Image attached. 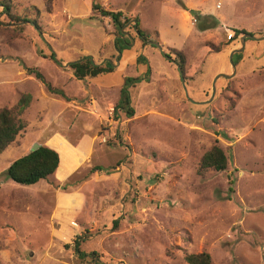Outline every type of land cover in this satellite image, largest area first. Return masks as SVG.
Segmentation results:
<instances>
[{
	"label": "rangeland",
	"instance_id": "rangeland-1",
	"mask_svg": "<svg viewBox=\"0 0 264 264\" xmlns=\"http://www.w3.org/2000/svg\"><path fill=\"white\" fill-rule=\"evenodd\" d=\"M1 1L0 24L16 27ZM12 1L20 13L32 10L41 29L27 23L15 38L0 35V108L30 95L27 126L0 155V264H188L186 253L201 252L212 264H264V60L247 55L248 46L233 77H220L233 72L230 52L214 49L229 47L226 27L237 28L222 16L245 0H194V8L186 0ZM95 2L132 18L123 50ZM252 10L248 22L257 23ZM136 20L165 54L184 52V81L174 54L170 61L142 44ZM82 57L99 65L108 58L114 70L79 80L69 66ZM126 76L138 79L129 88L131 118L113 113ZM52 139L74 151L58 144L51 179L21 185L9 177L11 162L34 144L58 148ZM215 145L227 154L224 171L201 168ZM77 236H87L85 260L72 247Z\"/></svg>",
	"mask_w": 264,
	"mask_h": 264
},
{
	"label": "trees",
	"instance_id": "trees-1",
	"mask_svg": "<svg viewBox=\"0 0 264 264\" xmlns=\"http://www.w3.org/2000/svg\"><path fill=\"white\" fill-rule=\"evenodd\" d=\"M1 4H3V11L5 12L6 17L9 21L15 23L16 27H5L0 24V35L5 34L12 38H15L21 34L26 29V24H32L37 29H41V25L39 24L38 16L30 17V13L32 10H24L23 13L18 11V7L14 4L12 0H2ZM93 12H99L102 16L110 17L113 23V27L115 29L116 35H121V31L123 27L127 25L132 18L127 16H123V12L107 10L102 7L100 2H95L91 6ZM38 15V14H37ZM133 28L139 31L137 36L141 40L142 44H146L148 41H156L155 37H153L149 31H144L140 27V23L138 20L135 21V24L132 25ZM245 30H236L235 34L238 37L241 33H245ZM158 35V32H156ZM117 46L121 50L126 48L128 44H126L123 39H117ZM144 46V45H143ZM215 52L220 51V46L214 47ZM169 55L174 54L176 57V61H178L181 67L184 69L186 64V56L184 52L178 50L177 48L171 47L169 49ZM241 54L236 55V57H240ZM52 59L54 58V54H51ZM46 58V56H44ZM237 58V59H238ZM234 59L235 63H238V60ZM73 70V75L79 79L83 80L86 78H93L98 76L99 74L111 72L114 68L111 66L109 61H106L105 64L99 65L91 59V57H82L79 60L72 62L70 66ZM28 72L34 74L35 77L41 80L48 88L49 92L60 94L66 99H69L65 94L64 90L61 88H57L52 85L44 76L42 72L37 70V68L29 67L27 68ZM137 78L125 77L124 87L120 91V97L115 104L114 113L116 117H118V112L123 110L125 111L129 117H133L135 115L134 108L131 106V96L129 92V88L132 82L137 81ZM30 104V95L23 96L16 105L13 107H2L0 108V155L17 139V136L21 134V132L26 128L27 124L22 119V114L29 107ZM36 148H31L27 153L17 158L7 168V173L9 177L19 183L21 185H34L43 179H51L60 164V154L59 152L46 144L37 143ZM228 166V157L223 148L215 145L208 152L205 153L202 158L201 168L202 169H214L216 171H224ZM95 170H102V167L96 166ZM115 226L117 227L119 222L115 220ZM87 236H77L74 238L73 248L74 251L78 254V257L82 260L88 257V253L82 250V241L83 238ZM66 247H71V244H66ZM98 261V253H92L91 262ZM185 262L188 264H212V258L210 253L201 252V253H186L184 256Z\"/></svg>",
	"mask_w": 264,
	"mask_h": 264
},
{
	"label": "crops",
	"instance_id": "crops-1",
	"mask_svg": "<svg viewBox=\"0 0 264 264\" xmlns=\"http://www.w3.org/2000/svg\"><path fill=\"white\" fill-rule=\"evenodd\" d=\"M261 2H263V0H245L242 3H237L238 6L234 4V6H233V10H234L233 17L231 15L229 17H227V15L222 16V20L228 21L229 24H231V25H233L234 27L237 28V29H232L231 27H228L227 26L226 27L227 28L226 30H227L228 34H230V33H234L235 34V31L236 30H245L246 31L245 33H241L238 37H236V34H235L233 36V38H231L230 40L227 39L226 41H228L229 47L228 48L223 47L222 49H220L219 52H217V53H220V52H230V55H229L228 58H230V61H229L230 64H229V66H231L232 69H233V72L231 73V75H234L240 69V65H243L244 57H243V53L242 52L244 50H247L248 49V46H249V50L247 52V55H250L251 53H253L254 56L256 57V58H254L255 61H263L264 60V51H262L264 47H260L256 52H253V49H254L253 45L254 44H257L258 45L260 42H264V33H263V30H264V13H263L264 12V7H262V6L259 7V8L257 7L258 6V3H261ZM184 3H185V5H184L185 8H189V6H190V8L196 7V1H194V0H186ZM242 7H246V9H244V8L242 9ZM254 8H255V10H257L259 12L258 13V16H256V13H254V15H253V16H256L257 23H255L254 18H252L253 19L252 20V23H249L248 22V19L250 17H247V16H248V14H250V12H254L252 10ZM239 9L241 10L240 12L237 11ZM190 11H191V9H190ZM190 11H188V13H190ZM182 15L188 18V16L186 15V13H184ZM135 32L137 34V30L136 29H135ZM129 33L130 32L127 29L126 30L123 29L121 31V35H116V41H117V39H120V38L121 39L122 38L125 39L127 37V34H129ZM130 34H132V33H130ZM244 34H251V35L254 36V38H246L245 41L242 42L241 40L243 39V35ZM148 42H150V41H148ZM159 43L161 44V42H159ZM116 45H117V42H116ZM145 46L146 45H144L143 48ZM154 46H156V45H154ZM242 47H243V51L242 52H240V53L234 52L235 50L240 49ZM166 48L167 47H165V49ZM160 52L163 53L161 50H160ZM232 53H234L232 59H233L235 68H234L233 64L231 63V55H232ZM163 54L168 59H170V61H171V59H173V58H170V56L168 54H165V53H163ZM238 54H241V56L239 58L236 57V55H238ZM225 55H226V53H225ZM107 59L108 58H105L104 61H109V59L108 60ZM234 59H237L238 60V63L237 64L235 63ZM242 59H243V61H242ZM174 63L176 64V62H174ZM257 63H255V62L254 63L253 62L252 63L248 62L247 64H252L251 66H260V63H258V64ZM176 66L179 69V67H178L177 64H176ZM223 67H224V65H223ZM179 71H180V69H179ZM219 72H224V68L222 70H220ZM221 74H226V73H221ZM220 77H222V76H220ZM190 88H191V90L193 89L192 87H190ZM51 141L57 144V147L58 148H55V149L59 152V154H60V145H66L69 148V150L74 151L73 149H71V146L69 145V143L67 141L63 140V139H58L57 142H56L55 139H52ZM58 144H60V145H58ZM76 159H77V161L75 162L74 165H76L81 160V155L78 156V158H76ZM61 160L62 159H61V154H60V164H61ZM66 173L67 172H65V171L63 172V174L61 175V176H63L62 178H64V177L67 176Z\"/></svg>",
	"mask_w": 264,
	"mask_h": 264
},
{
	"label": "water",
	"instance_id": "water-1",
	"mask_svg": "<svg viewBox=\"0 0 264 264\" xmlns=\"http://www.w3.org/2000/svg\"><path fill=\"white\" fill-rule=\"evenodd\" d=\"M137 30V29H136ZM137 34H139V31L137 30ZM246 38H254V36L253 35H251V34H244L243 35V39L241 40L242 42H244L245 41V39ZM150 43H152V44H154V45H156L163 53H166L165 52V50L163 49V47L161 46V44L159 43V42H156V41H150ZM243 51V47L242 48H240V49H237V50H235L234 52H236V53H240V52H242ZM233 55H234V53H232V55H231V63L233 64V66H234V68H235V65H234V62H233V59H232V57H233ZM118 60L119 59H117L116 61L118 62ZM109 62L110 63H112L113 65H115L110 59H109ZM177 65H178V67H179V69H180V72H181V75H182V80L184 81V73H183V70H182V68H181V66L177 63ZM220 76H222V77H226V78H229V77H232L233 75H229V74H220ZM213 90L215 91L216 90V87H215V85H213ZM37 145L38 144H34V146H33V148H36L37 147Z\"/></svg>",
	"mask_w": 264,
	"mask_h": 264
},
{
	"label": "built area",
	"instance_id": "built-area-1",
	"mask_svg": "<svg viewBox=\"0 0 264 264\" xmlns=\"http://www.w3.org/2000/svg\"><path fill=\"white\" fill-rule=\"evenodd\" d=\"M234 35H235L234 33L228 34V39L230 40L231 38H233ZM113 113H114V109H113Z\"/></svg>",
	"mask_w": 264,
	"mask_h": 264
}]
</instances>
